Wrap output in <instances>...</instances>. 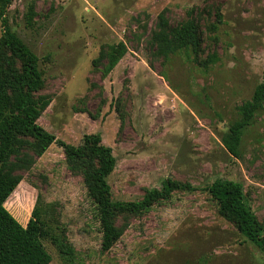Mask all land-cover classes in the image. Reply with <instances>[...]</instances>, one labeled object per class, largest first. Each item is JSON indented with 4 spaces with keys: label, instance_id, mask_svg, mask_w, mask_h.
Segmentation results:
<instances>
[{
    "label": "rangeland",
    "instance_id": "obj_1",
    "mask_svg": "<svg viewBox=\"0 0 264 264\" xmlns=\"http://www.w3.org/2000/svg\"><path fill=\"white\" fill-rule=\"evenodd\" d=\"M30 4L32 27L24 18ZM163 11L172 26L193 12L204 32L201 58L215 53L217 61L204 68L184 54L154 59L148 40ZM217 11L222 23L209 31ZM6 17L40 58L39 94L52 101L38 123L56 141L23 174L5 207L26 226L39 196L54 204L55 224L75 254L65 262L44 239L50 264H264V253L246 245L201 190L219 178L240 182L264 225V114L245 132L241 158L221 142L263 81L264 0H12ZM2 30L0 5V38ZM119 42L128 51L103 77L93 61ZM86 134L112 148L116 168L108 183L115 201H140L168 178L200 190L175 192L131 218L121 239L102 252L96 206L58 145L78 146Z\"/></svg>",
    "mask_w": 264,
    "mask_h": 264
},
{
    "label": "trees",
    "instance_id": "obj_2",
    "mask_svg": "<svg viewBox=\"0 0 264 264\" xmlns=\"http://www.w3.org/2000/svg\"><path fill=\"white\" fill-rule=\"evenodd\" d=\"M11 2L0 0L3 26L0 38V264H50L52 257L43 245L44 239H49L63 260L70 263L75 251L65 230L55 224L54 204L44 202L39 196L26 226L5 207L23 180V174L56 141L38 123L52 100L48 95L39 94L45 84L40 58L9 26L6 13ZM35 16L34 6L30 4L24 16L28 27L34 25ZM218 23H222V17L217 11L215 24L207 29L216 30ZM203 35L200 20L193 12L172 26L163 11L148 40L149 50L156 60L167 61L173 55L184 54L188 61L194 60L207 68L217 61V56L213 53L201 58ZM127 51L124 42L108 45L101 49L93 66L101 67L102 76L107 77ZM150 67L154 68L152 62ZM238 113V119L222 134L221 142L231 155L241 158L245 132L255 123L257 115L264 114V70L263 81L255 87L251 98L241 104ZM58 145L63 149L69 171L82 178L88 197L96 206L102 252L110 251L121 239L131 218L149 213L156 204L170 200L175 192L200 190L189 182L168 178L161 188L146 189L140 201H115L108 177L116 168V158L100 135L86 134L78 146L64 141ZM201 190L210 195L218 214L235 226L243 242L264 253V225L248 203L243 185L219 178Z\"/></svg>",
    "mask_w": 264,
    "mask_h": 264
}]
</instances>
